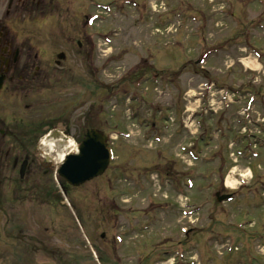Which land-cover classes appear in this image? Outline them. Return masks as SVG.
I'll use <instances>...</instances> for the list:
<instances>
[{"label":"rangeland","instance_id":"rangeland-1","mask_svg":"<svg viewBox=\"0 0 264 264\" xmlns=\"http://www.w3.org/2000/svg\"><path fill=\"white\" fill-rule=\"evenodd\" d=\"M6 3L0 0V13ZM51 7L73 16V29L88 22L83 15H99L87 29L97 35L89 63L76 65L73 75L89 74V100L100 79L104 110L95 124L129 137L114 142L115 158L101 176L71 188L72 212L57 193L55 161L41 146L32 150L40 163L38 187L50 186L55 194L27 197L21 225L17 219L7 224L0 212V264L13 260L15 242L7 246L9 255L4 251L6 230L40 238V246L33 240L21 246L27 264H264V0H53ZM60 20L10 23L52 30ZM207 50L215 52L203 55ZM249 58L257 67L245 66ZM82 91L73 80L74 98ZM202 95L212 111L199 129L200 117H188L199 110ZM249 96L254 100L247 108ZM78 113L71 134L62 132L75 144L93 126L82 125ZM181 146L201 158L190 159ZM216 193L232 194L233 201L218 203ZM113 231L121 243H114Z\"/></svg>","mask_w":264,"mask_h":264},{"label":"flooded vegetation","instance_id":"flooded-vegetation-1","mask_svg":"<svg viewBox=\"0 0 264 264\" xmlns=\"http://www.w3.org/2000/svg\"><path fill=\"white\" fill-rule=\"evenodd\" d=\"M49 2L53 0H7L0 13V212L7 224L12 219H17L19 225L23 223L24 209L20 212V205L27 197L34 196L37 201L42 195L51 199L55 194L50 186L45 190L38 187L35 179L40 173V163L32 150L53 137L71 134L75 110L79 112L77 120H81L82 125L88 121L93 125L86 126L82 136L89 130L101 135L105 132L95 123L102 120L106 89L98 79L89 100V74L86 72L78 78L73 75L76 65L89 63L91 37L86 22H80L81 27L73 29L72 19H69L73 16L61 17L53 7L47 9ZM56 15L62 20L52 30L16 29L10 23L16 18L31 21ZM86 17L83 15L84 19ZM93 79L96 81L95 77ZM73 80L81 82L80 99L74 98ZM62 188L68 196L71 187L62 184ZM22 230L21 227V233ZM25 236L23 233L21 237H13L9 230L4 232L5 255L10 253L9 243L15 242L9 255L13 260L7 264H27L22 248L25 240L42 245L39 237L27 239ZM36 250L33 249L34 254ZM59 257L54 254L52 261L57 262Z\"/></svg>","mask_w":264,"mask_h":264},{"label":"water","instance_id":"water-1","mask_svg":"<svg viewBox=\"0 0 264 264\" xmlns=\"http://www.w3.org/2000/svg\"><path fill=\"white\" fill-rule=\"evenodd\" d=\"M104 141L105 137L94 130H89L78 144L77 152L65 156L57 173L73 186L102 174L110 159V153ZM222 198L219 197V200Z\"/></svg>","mask_w":264,"mask_h":264},{"label":"bare ground","instance_id":"bare-ground-1","mask_svg":"<svg viewBox=\"0 0 264 264\" xmlns=\"http://www.w3.org/2000/svg\"><path fill=\"white\" fill-rule=\"evenodd\" d=\"M246 67L255 68L257 67V63L251 58L244 60ZM45 145L41 146V148L48 154V159H52L55 161L56 165L60 163L65 155L68 152H75L77 146L74 142L66 137L58 135L57 137H53L44 143ZM227 184L229 187H232L233 181L227 180ZM123 245V244H122Z\"/></svg>","mask_w":264,"mask_h":264}]
</instances>
